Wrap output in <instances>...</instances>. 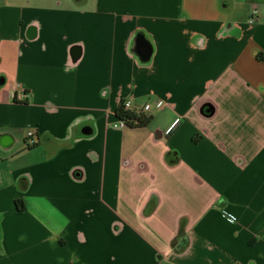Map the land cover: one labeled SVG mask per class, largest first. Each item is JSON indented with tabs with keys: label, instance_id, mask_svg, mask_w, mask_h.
Returning <instances> with one entry per match:
<instances>
[{
	"label": "crops",
	"instance_id": "crops-1",
	"mask_svg": "<svg viewBox=\"0 0 264 264\" xmlns=\"http://www.w3.org/2000/svg\"><path fill=\"white\" fill-rule=\"evenodd\" d=\"M2 134L0 264H264V0H0Z\"/></svg>",
	"mask_w": 264,
	"mask_h": 264
},
{
	"label": "trees",
	"instance_id": "trees-1",
	"mask_svg": "<svg viewBox=\"0 0 264 264\" xmlns=\"http://www.w3.org/2000/svg\"><path fill=\"white\" fill-rule=\"evenodd\" d=\"M116 116L123 121L124 127L130 129L145 127L152 121V116L150 114L135 108H124L123 103H121L116 111Z\"/></svg>",
	"mask_w": 264,
	"mask_h": 264
},
{
	"label": "built area",
	"instance_id": "built-area-1",
	"mask_svg": "<svg viewBox=\"0 0 264 264\" xmlns=\"http://www.w3.org/2000/svg\"><path fill=\"white\" fill-rule=\"evenodd\" d=\"M252 20H253V17L250 18V22H252ZM122 103H123L124 108H130V102L128 100H124ZM155 105L157 107H161L162 102L160 100H157L155 102ZM149 108H150V105L145 104L142 108V111H147V110H149ZM178 121H179V118L174 119L173 122L165 129L164 133L168 134L173 129V127L177 124ZM113 127L122 128V127H124V123L122 120L118 119L113 124ZM33 136H34V132L32 130H29L26 132V140H27L26 145L27 146H30L34 143ZM225 214L229 220L235 221V217L232 214L227 213V212ZM169 264H171V263H169Z\"/></svg>",
	"mask_w": 264,
	"mask_h": 264
},
{
	"label": "water",
	"instance_id": "water-1",
	"mask_svg": "<svg viewBox=\"0 0 264 264\" xmlns=\"http://www.w3.org/2000/svg\"><path fill=\"white\" fill-rule=\"evenodd\" d=\"M136 48L141 58H145L149 53V49H147V45L140 37H137L136 39ZM6 138L7 135L5 134L0 135V141Z\"/></svg>",
	"mask_w": 264,
	"mask_h": 264
},
{
	"label": "rangeland",
	"instance_id": "rangeland-1",
	"mask_svg": "<svg viewBox=\"0 0 264 264\" xmlns=\"http://www.w3.org/2000/svg\"><path fill=\"white\" fill-rule=\"evenodd\" d=\"M256 11V10H255ZM255 11H254V13H255ZM256 14V13H255ZM255 14H254V16H255Z\"/></svg>",
	"mask_w": 264,
	"mask_h": 264
}]
</instances>
